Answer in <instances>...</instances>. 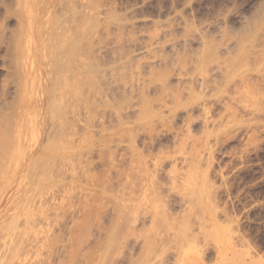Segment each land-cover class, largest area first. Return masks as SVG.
<instances>
[{
  "label": "rangeland",
  "instance_id": "obj_1",
  "mask_svg": "<svg viewBox=\"0 0 264 264\" xmlns=\"http://www.w3.org/2000/svg\"><path fill=\"white\" fill-rule=\"evenodd\" d=\"M24 1L0 0V264H67L71 242H127L113 264H264V0H39L45 32L87 6L102 67L53 120L43 59L20 126Z\"/></svg>",
  "mask_w": 264,
  "mask_h": 264
},
{
  "label": "bare ground",
  "instance_id": "obj_2",
  "mask_svg": "<svg viewBox=\"0 0 264 264\" xmlns=\"http://www.w3.org/2000/svg\"><path fill=\"white\" fill-rule=\"evenodd\" d=\"M14 1L16 3V0H14ZM19 1H24V0H19ZM59 1L60 0H58L57 2H59ZM38 2H39V0H25L24 1V4H23L24 5V9H21L22 13H23V10H25V14L27 15V22L25 21L27 23V27L24 25L25 24V22H23L24 19H22V18L25 17L24 13L23 14L21 13V15H23V17L21 16L19 18V19H22L21 23L23 22L22 23L23 25L21 24L20 26L21 27L23 26L22 28H24V27L27 28V31L30 32V34L29 35L26 34L28 32L25 33V31H26L25 28L24 29L21 28V30H24L25 36L28 35V36H30V38L29 39H25V37L23 36V33H21V34L18 33V35H16L17 32L14 31L15 32L14 33L15 35L14 34L11 35V37L13 36V38H14V36H16L14 38L13 42L12 43H9V44L4 42V44H8V47H10L9 45L12 44V46H11L12 48L10 47V50L7 52L8 54L10 52H14V53H17L19 55V56L16 57V60H18V61H15L16 64L14 63L16 65L15 67L17 68V69L15 68V69L18 72H20L19 69H21V67L23 68V66H22L23 63H24L23 60H25L27 57L29 58V56L32 55L34 57V60H35L34 65L33 64L30 65L31 66V71H30V73L28 75L29 78L26 77V82H25L26 90H25V92H23L21 94L20 93L21 89L18 88V92L20 94H17L16 95V98H15L16 103H18L17 104V110L15 112V116H16L15 123H16V125H17V120L20 122L21 119L23 120V117L26 118V116H27V111L25 112L23 110L22 111H19V110L22 109V108H24V107H26V105L28 107L30 105V103L32 104V101L35 99L34 94H33V92L31 91L30 88L32 86L34 87V83H35L34 80H36V79H37V81L40 80V78H38V76L40 74L39 73L36 74V71H40V67L43 66V65L41 66V61H44L45 58H48V59L51 60L52 66L54 68V70H50V72L49 71L47 72L48 69L46 70V73H48V75H50V76L52 75V78H53L52 79V83L50 84V87L45 88V84H44V89H45L44 91H45V94L47 95V99H48V103H49L48 106H47V109H48V111H50L52 113L53 116L52 115L51 116H52V119L53 120H55V119L58 120L59 118H62L63 114L64 115L66 114L65 113V111H66L65 100L68 97H72V98H75V97H83L82 95L85 94V92H84V94L81 93V91L83 90V88L85 86H87V84L89 85L90 81H93L92 80L93 75L96 76L99 73H101V67L102 66L101 65H97V63H95V62L93 63V61L92 62L90 61V54H89L90 53L89 49L91 47V45H90V35H91V33H93V30L96 29V28H94L95 26L93 24V23H96V22H94L92 20V22L90 23V21H89L90 19H88V14H87L88 10L86 12L84 11V10L87 9V6L85 5L84 6V10H83L82 9L83 3H82V4H80V7L82 5V7L80 8V10L82 9L83 11L82 10L81 11L79 10L80 11L79 12L77 8H76V10H74V12L75 11H78L79 13H85L87 16H85V14H79L77 12L75 14L72 13V15L74 16V17H72V19L75 18V20H72V21H76V23L74 22V23H71V24L72 25L76 24V27H73L72 28L71 25H67V24H66L67 25L66 26L64 24V21L65 20H66L65 23H68V24L70 23V22H68L69 20L67 21V19H65V20L63 19L64 20L63 21V24L65 25L64 26L61 23L62 21L59 23V21L61 19L60 20H57L59 18V16L57 18L56 17H53V18L51 17V19L48 21V24H47L48 25L47 26L48 27L47 28L48 29L47 30L48 32H45V30L42 29V28H40V26H39V24H40V21H39V12L41 14V12H42L41 10L44 7V5H45L44 9L46 8V3H43L42 4V0L40 1V5H43V7L40 6V9H41L40 10L39 7H38V5H39ZM57 2L55 4H57ZM59 3L61 4V2H59ZM58 4L55 5V7L58 6ZM16 6H19L18 5V2H17V5ZM21 8H23V7L21 6ZM53 9H54V7H53ZM8 10L9 9H7V11ZM55 10H56V8H55ZM52 11H54V10H52ZM19 13H20V11H19ZM19 13H18V15H20ZM70 20H71V18H70ZM118 20H121V19H118ZM97 23L95 25H97ZM44 25H46V24L44 23ZM43 28H45V27H43ZM3 29L6 31V29L4 27H3ZM4 30H2V31L0 30L2 32L0 34H3V31ZM17 30L19 31V29H17ZM3 35H5V36H3ZM3 35H2L3 36V39L0 36V40H1L0 41V45L3 43L4 37H6V34L5 33ZM11 40H9V41H11ZM23 44L24 45L26 44L27 47L25 48V46H23ZM120 44H122V43L120 42ZM11 49L13 51H11ZM123 51H124V49H123ZM125 51H127V50H125ZM7 55H5V56H7ZM9 55H8V57H9ZM11 55H13V53H11ZM112 56H114V55H112ZM117 58H121V55H119L118 57H116L115 60H117ZM9 59H12L13 60V58H9ZM48 59L46 61H48ZM26 60H28V59H26ZM8 62L9 61H7V63ZM24 64H26V63H24ZM48 64L50 65V62ZM44 65H45V63H44ZM46 65H47V63H46ZM15 69H14V71H15ZM27 69H29V68H27ZM22 71H24V70H21V72ZM21 72L19 73V75L21 76V79L14 77L12 75V73H9V74L11 76H13L12 77L13 78L12 79L13 81H16V79H18L19 81H21L22 80V76H24L23 75L24 73L23 72L21 73ZM16 74H17V72L14 75L16 76ZM19 75L17 74V77H20ZM50 76H48V78ZM8 78H11V77H8ZM50 79H51V77H50ZM46 80H48V79H46ZM13 83H16L17 84L18 82L16 81V82H13ZM44 83H45V80H44ZM28 89H30L31 92H28ZM30 93H32V94L30 95ZM17 100H18V102H17ZM39 100L43 102L42 98L39 99ZM30 108H33V106L30 107ZM28 111H30V110L28 109ZM32 111H34V110H31L30 111V114H31ZM36 112H34V113H36ZM11 113H13V112H11ZM7 116H6V118H2V119H7L8 118ZM11 116L12 115L10 114L9 115L10 119L8 118L9 120H7V122L9 123V124L8 123L6 124V125H8L7 127H6V125H4V123H2L3 126H5L7 128L6 130H8L9 133L11 132V127H13V124H14V122H13L14 119H11V118H13V116L12 117ZM28 116L30 117L29 114H28ZM34 116H36V114H34ZM2 117H4V116H2ZM10 120H12V121H10ZM28 120H30V119H28ZM30 121H31V123L33 125V121L32 120H30ZM30 121H28V123H30ZM11 122H13V123H11ZM0 123H1V121H0ZM24 123H25V121H24ZM35 123H34V128H35V126L38 127V125H40V124H38L39 122L37 123V121H35ZM2 124L0 125V128H1ZM19 125L21 126L22 123L19 124ZM3 126H2V128L0 130V133H2ZM12 132H13V130H12ZM4 140L8 142L11 139L10 140L4 139ZM4 140H3V142H4ZM14 142H15V139H14ZM4 143H6V142H4ZM8 143H11V141L8 142ZM6 145H7V143H6ZM11 146H13V145H11ZM41 161H39V163ZM40 164H42V163H40ZM54 243H52L53 245H51L50 242H42V245H41L42 252L43 251L44 252L47 251L46 248H47V246L49 248V245H50V247L52 246L51 248H53V247L55 248V244ZM124 243H127V242H71V247H70L71 248V251H69V257H68V263L67 264H113V259H114L113 258V255H114V253L119 248H121ZM147 245H148V243L147 242H144V246L147 247ZM38 247L39 246H37L36 248H38ZM39 249H40V247L38 248V250ZM163 249H165V247ZM53 250L54 249H52V251H51L52 253H53ZM141 252L142 251H140V253ZM38 253H39V251H38ZM38 253H37V255H38ZM37 255H36V257H38ZM43 255H44V253H43ZM45 255H46V253H45ZM40 256H41V254H40ZM47 256H44V257L46 258ZM40 259L37 258V261H39ZM44 260H46V259H44ZM41 262L42 261H40V263ZM43 264H45V263H43Z\"/></svg>",
  "mask_w": 264,
  "mask_h": 264
}]
</instances>
